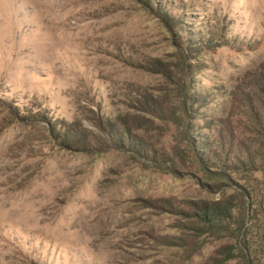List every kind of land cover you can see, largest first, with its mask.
Segmentation results:
<instances>
[{
  "label": "rangeland",
  "instance_id": "obj_1",
  "mask_svg": "<svg viewBox=\"0 0 264 264\" xmlns=\"http://www.w3.org/2000/svg\"><path fill=\"white\" fill-rule=\"evenodd\" d=\"M0 264H264V0H0Z\"/></svg>",
  "mask_w": 264,
  "mask_h": 264
}]
</instances>
